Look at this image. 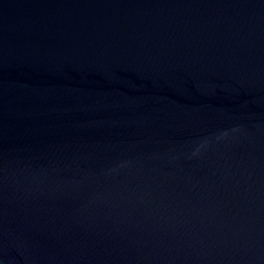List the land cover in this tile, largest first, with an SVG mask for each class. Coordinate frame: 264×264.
<instances>
[{"label":"water","instance_id":"obj_1","mask_svg":"<svg viewBox=\"0 0 264 264\" xmlns=\"http://www.w3.org/2000/svg\"><path fill=\"white\" fill-rule=\"evenodd\" d=\"M0 264H264V0H0Z\"/></svg>","mask_w":264,"mask_h":264}]
</instances>
